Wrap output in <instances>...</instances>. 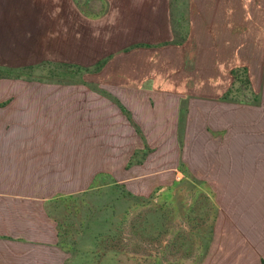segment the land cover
Instances as JSON below:
<instances>
[{"label": "crops", "instance_id": "0c3cea01", "mask_svg": "<svg viewBox=\"0 0 264 264\" xmlns=\"http://www.w3.org/2000/svg\"><path fill=\"white\" fill-rule=\"evenodd\" d=\"M57 1L0 0V69L80 70L0 75V264L72 261L50 203L104 182L179 215L204 185L201 238L163 264H263L264 92L233 87L264 80V0Z\"/></svg>", "mask_w": 264, "mask_h": 264}, {"label": "rangeland", "instance_id": "374dc122", "mask_svg": "<svg viewBox=\"0 0 264 264\" xmlns=\"http://www.w3.org/2000/svg\"><path fill=\"white\" fill-rule=\"evenodd\" d=\"M93 2L98 0H91ZM74 6L65 0L57 1L58 13L81 11L83 0H73ZM89 2V1H88ZM91 10L98 5H88ZM92 7V8H91ZM44 58V56H43ZM28 63L24 69L10 67L0 69V75H26L27 78L64 79L66 71H74L68 76L80 75L79 67L68 69L61 61L58 63L42 62V66ZM233 91L264 92V80L252 83L250 80H235ZM177 188V187H175ZM180 189L197 191V202L191 207L192 212L178 213V208L163 207V195L156 188L148 195L128 192L123 186L106 183L82 193L69 194L55 198L50 203V211L58 226L59 243L72 261L68 264H163V240L171 238L174 243H166V252L174 248L178 254L179 237L198 241L202 232V223L208 220V202L203 200L204 185L187 186ZM185 211V193L182 195ZM170 226V228L168 227ZM173 226V228H172ZM200 247V246H198ZM184 258V252H182ZM174 264H185L184 260L175 259ZM172 264V261H170Z\"/></svg>", "mask_w": 264, "mask_h": 264}, {"label": "trees", "instance_id": "16d2710c", "mask_svg": "<svg viewBox=\"0 0 264 264\" xmlns=\"http://www.w3.org/2000/svg\"><path fill=\"white\" fill-rule=\"evenodd\" d=\"M264 264V263H263Z\"/></svg>", "mask_w": 264, "mask_h": 264}]
</instances>
